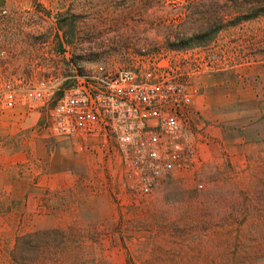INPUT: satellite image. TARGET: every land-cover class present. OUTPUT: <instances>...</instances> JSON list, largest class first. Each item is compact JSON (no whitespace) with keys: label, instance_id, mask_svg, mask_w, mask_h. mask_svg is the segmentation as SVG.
<instances>
[{"label":"rangeland","instance_id":"obj_1","mask_svg":"<svg viewBox=\"0 0 264 264\" xmlns=\"http://www.w3.org/2000/svg\"><path fill=\"white\" fill-rule=\"evenodd\" d=\"M201 2L224 4L222 0H25L14 5H43L69 16V35L87 39L88 70L102 76L144 59L153 63L168 58L164 53L173 50L168 43L199 25L204 15L194 14L190 5ZM39 23L40 31L49 28L42 19ZM26 35L33 38L32 33ZM199 48L183 55L172 53L169 59L190 72L209 58L213 73L225 70L212 76L209 86L217 79L236 83L229 90L213 86V96L237 92L241 71L256 64L264 68V16L226 27ZM19 107L28 111L22 104ZM27 130L33 131L31 125ZM86 152L91 153H76ZM199 152L194 172L175 174L151 195L136 197L126 187H116L109 191L110 209L87 206L72 219L56 215L46 195L26 196L12 205L0 203V264H264V135H235L232 130L209 135ZM116 174L121 177L119 168Z\"/></svg>","mask_w":264,"mask_h":264},{"label":"built area","instance_id":"obj_2","mask_svg":"<svg viewBox=\"0 0 264 264\" xmlns=\"http://www.w3.org/2000/svg\"><path fill=\"white\" fill-rule=\"evenodd\" d=\"M68 18L43 5L0 6V114L22 104L42 114L40 135L79 142V151L101 149L105 159L119 161L124 187L136 197L194 172L209 135L195 123L191 76L215 71L211 59L186 72L169 55L189 51L173 49L161 61L96 76L88 70L87 39L69 35Z\"/></svg>","mask_w":264,"mask_h":264},{"label":"crops","instance_id":"obj_3","mask_svg":"<svg viewBox=\"0 0 264 264\" xmlns=\"http://www.w3.org/2000/svg\"><path fill=\"white\" fill-rule=\"evenodd\" d=\"M19 1L25 0H0V6L12 7ZM197 49L201 50L194 47L179 51L196 52ZM213 72L204 71L191 76L192 90L196 92L194 109L199 115L198 118L195 117L196 126L199 124L207 135H226V132L232 130L235 135L262 137L264 68L256 64L249 70L241 71L243 73L238 79L239 90L222 92L218 97L213 96L214 92L212 94L213 86L218 88L223 85L222 90H225V86L229 90V86L236 83L215 79L216 83L209 86L207 82L210 83L212 76L224 73L225 70ZM21 109L23 107L18 106L15 110ZM9 114L6 111L0 116L1 204L12 205L24 200L26 196L40 198L46 195L51 199L55 214L62 215L64 219H72L76 214L83 213L87 206L94 210H100L101 204L111 208L109 191L116 187L125 188L121 177L116 174L119 168L116 152L114 163L105 159L98 152L101 150L99 148H96V152L77 154L79 142L54 140L36 132V125L42 118L41 113L22 110ZM13 125H18V129L13 130ZM29 125L33 131L27 130ZM215 140L218 141V138Z\"/></svg>","mask_w":264,"mask_h":264},{"label":"trees","instance_id":"obj_4","mask_svg":"<svg viewBox=\"0 0 264 264\" xmlns=\"http://www.w3.org/2000/svg\"><path fill=\"white\" fill-rule=\"evenodd\" d=\"M223 6L217 3L207 5L203 2L190 5L194 13L203 14L199 25L189 32L178 33L174 41L168 43L172 49L204 46L212 41L226 27L237 26L243 22L264 16V0H222ZM200 8L205 12H198ZM193 16V15H192ZM191 16V17H192Z\"/></svg>","mask_w":264,"mask_h":264}]
</instances>
